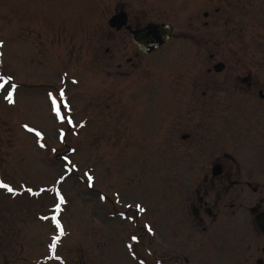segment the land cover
I'll list each match as a JSON object with an SVG mask.
<instances>
[{
	"label": "rangeland",
	"instance_id": "obj_1",
	"mask_svg": "<svg viewBox=\"0 0 264 264\" xmlns=\"http://www.w3.org/2000/svg\"><path fill=\"white\" fill-rule=\"evenodd\" d=\"M120 9L134 27L172 23L173 39L140 54L109 28ZM257 58L264 0H0V181L14 190L0 188V264L39 263L50 245L48 264H153L145 246L154 250L155 228L165 244L188 247L167 222L199 180L191 170L257 148L226 143L213 114L224 97L241 99L221 89L223 76L258 73ZM223 62L227 74L215 71ZM245 228L224 226L215 264H242L233 235ZM130 234L142 239L133 240L141 263Z\"/></svg>",
	"mask_w": 264,
	"mask_h": 264
},
{
	"label": "flooded vegetation",
	"instance_id": "obj_2",
	"mask_svg": "<svg viewBox=\"0 0 264 264\" xmlns=\"http://www.w3.org/2000/svg\"><path fill=\"white\" fill-rule=\"evenodd\" d=\"M219 11L220 8L216 10ZM203 15L205 18L210 17L207 11ZM250 62L252 66L264 65L263 59L257 58ZM216 69L220 74H227L225 62ZM263 70L264 68L258 70V73L253 72L245 76L237 74L233 79L229 78L230 74L223 76L221 89L226 93L232 91V97L241 95V99L237 101L224 97L221 108L217 113H213L222 119V122H216L222 139L226 140V143L232 142L236 145L254 142L257 148L249 154L224 152L200 172H197V169L191 170L188 176L197 177L199 180L188 194L181 195L179 202L177 201L180 209H177L167 222L170 227L174 221L176 225L172 229H177L174 232L175 238L186 237L188 247L175 244L173 241L176 239L165 244L163 249L157 245V264H215L219 254L223 256L227 250L217 244L224 243L225 235L221 231L226 224L248 227V232L241 230L233 235V246L237 248L239 262L264 264ZM203 109L202 114L209 118L211 111L208 107ZM212 118L214 117L211 116L210 120ZM229 119L237 124H230ZM182 138L188 140L190 136L184 135ZM235 150L241 151L240 148ZM236 157H241V160L238 161ZM215 165L220 166V169L213 171ZM218 172V176L213 175ZM193 173H198V176L192 175ZM170 240L169 238L168 242ZM211 247L213 250H210ZM12 263L7 261L5 264Z\"/></svg>",
	"mask_w": 264,
	"mask_h": 264
},
{
	"label": "water",
	"instance_id": "obj_3",
	"mask_svg": "<svg viewBox=\"0 0 264 264\" xmlns=\"http://www.w3.org/2000/svg\"><path fill=\"white\" fill-rule=\"evenodd\" d=\"M126 20V15L121 13L113 17L109 24L119 30L126 25ZM172 30V27L168 25L149 24L140 30H130V33L137 48L143 53L149 54L170 40Z\"/></svg>",
	"mask_w": 264,
	"mask_h": 264
},
{
	"label": "snow or ice",
	"instance_id": "obj_4",
	"mask_svg": "<svg viewBox=\"0 0 264 264\" xmlns=\"http://www.w3.org/2000/svg\"><path fill=\"white\" fill-rule=\"evenodd\" d=\"M8 99L11 101V99H12L11 95H9ZM53 104L56 105L57 115H60V113H59V106L57 105V102H56L55 98H53ZM62 119H63V117H62ZM0 187L5 188L9 192H13L14 191L8 184L3 183V181H0ZM29 191H31V189H29ZM60 199H61V202H63V197H60ZM142 210L143 209H141V211ZM57 211H59V207H57ZM56 225H57L58 228L61 229V232H62L63 229H62V227H61L60 222H59L58 219L56 220ZM53 247H55V245H53Z\"/></svg>",
	"mask_w": 264,
	"mask_h": 264
}]
</instances>
